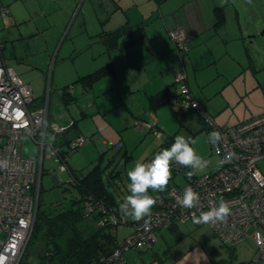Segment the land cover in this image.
Instances as JSON below:
<instances>
[{"label": "rangeland", "instance_id": "1", "mask_svg": "<svg viewBox=\"0 0 264 264\" xmlns=\"http://www.w3.org/2000/svg\"><path fill=\"white\" fill-rule=\"evenodd\" d=\"M3 1L10 3V16L16 19L8 27H4L0 21L4 65L31 87L32 108L37 103L44 104L51 100L53 109L49 114V129L52 117L54 119L65 111L57 94L64 87L70 90L74 102L67 108L80 131V135L71 138V141L77 142L76 139L82 137L83 142L73 152L67 148V165L84 172L95 164L103 167V182L112 191L118 209L130 195L128 171L136 163H148L163 149L170 148L177 135L195 141L191 146L208 161L207 168L193 176L201 177L216 170L219 157L211 149L208 141L210 133L204 122L195 119L175 101L171 106L165 103L149 109V100L142 86L145 84L147 89H154L151 92L156 93L173 81L172 69L178 63V53L170 40L169 45L164 44L162 28L166 34L169 29L164 26L162 18L169 20L174 28L175 17L182 16L173 7L179 0H172L168 5H160L161 2L156 0H113L124 6L133 5L132 13L139 9L145 17L131 22L136 39L134 44L110 51L107 55L96 34L114 29L119 17L125 21L121 13L113 16L110 22L103 21L109 15L107 0H76L75 3L68 1L65 4H60L59 0ZM192 1L201 6L204 3V0ZM137 2L138 6L135 4ZM213 2L223 8L225 21L219 28H205L192 39L200 51L196 56L199 67L194 70L195 67L186 64L183 73L185 76L187 73L192 91L196 92L214 123L231 126L264 113V0H251V3L247 0ZM225 38L226 43L223 42ZM190 49L193 47L190 46ZM213 50L216 51L215 56L211 54ZM109 64L108 72L84 91L79 78ZM157 70H160L158 75L165 72L171 76L161 88H154L152 72L156 74ZM142 73L149 78L148 82ZM134 83H139V92H131L130 87ZM173 109L178 113L174 114ZM131 112H135V115ZM138 116L142 119L136 118ZM136 121L155 123L161 136L156 137L150 128L136 130ZM62 127H66V130L57 135V141L69 136L66 132L70 125ZM169 138H172L170 143L161 148L160 145ZM69 142L64 145L65 148ZM56 145L62 147L57 142ZM45 152L48 153V149ZM21 154L24 157H39V146L24 135ZM188 171L191 169L176 171L172 162V175L167 187L184 185ZM68 180L69 175L59 169L55 156L44 157L39 196L41 204L49 207L60 202L68 207L72 198L79 197L78 190ZM156 193L160 192L154 193L149 189L150 195ZM124 218L126 221L134 220L127 215ZM176 226L178 229L171 233L163 231V238L153 244V250L161 258L176 255L195 245L204 248L215 264H243L255 255L256 247L249 239L230 248L221 244L206 224L186 221ZM130 228L123 225L118 229V242L131 236ZM159 230H156V239ZM27 249L29 251L31 246ZM27 253L24 261L26 259L28 264H36L34 256ZM127 254L130 264H136L137 260L144 259L150 253L146 251L139 256L134 252Z\"/></svg>", "mask_w": 264, "mask_h": 264}, {"label": "built area", "instance_id": "2", "mask_svg": "<svg viewBox=\"0 0 264 264\" xmlns=\"http://www.w3.org/2000/svg\"><path fill=\"white\" fill-rule=\"evenodd\" d=\"M9 15V8L0 0V21L5 27ZM189 34L181 27L169 32L181 53L188 49ZM2 47L0 43V264H21L36 217L44 157L60 156L61 147L56 146V137L66 127L51 124L48 128L47 101L31 107L34 101L32 89L4 65ZM173 76L182 108L195 119L202 120L209 133L217 131L221 134L218 144L210 143L212 151L219 157V164L214 172L188 177L184 185L169 186L164 192L157 193L150 218L139 221L131 236L118 244L105 264H126L125 253L155 244L157 229L171 228L179 222H193V213L198 216L201 211L218 206L220 199L229 205L230 215L225 221L206 224L212 234L230 248L249 239L256 252L252 260L243 264H264V113L231 126L216 125L203 104L189 91L183 69H174ZM154 125L136 121L134 128H150L156 137H160L159 129L151 128ZM24 135L39 146V157L22 156ZM76 141L70 140L64 148L66 158L69 150L73 152L79 147L83 138ZM220 161L225 162L221 164ZM59 169L65 171V164L59 163ZM174 169L178 170L175 162ZM188 187L200 196L198 206L193 209H183L176 204V198ZM89 207L86 203L85 208L89 210ZM108 219L116 229L124 224L121 215L119 218L111 215ZM145 219L150 220V231L144 228ZM105 220L101 219L99 224L103 225Z\"/></svg>", "mask_w": 264, "mask_h": 264}, {"label": "trees", "instance_id": "3", "mask_svg": "<svg viewBox=\"0 0 264 264\" xmlns=\"http://www.w3.org/2000/svg\"><path fill=\"white\" fill-rule=\"evenodd\" d=\"M156 1L160 3L163 0ZM212 13L214 17L213 27H221L225 21L223 8L214 7ZM131 29L132 27L125 23L113 30H102L96 36L104 46L105 53L108 54L110 51L124 49L134 43L135 40L131 37ZM174 29L168 30L167 34L178 53L180 69H183L184 59L189 53L190 41L188 42L187 51L181 53L178 46L169 37V32ZM109 66L110 64L81 76L79 79L83 89L85 91L89 90L96 79L108 72ZM185 80L187 83V78ZM61 91L59 97L61 103L64 106L71 103L73 98L66 94V88H62ZM148 100L149 109H154L165 103L171 106L174 101L179 103L180 96L177 84L172 81L171 85L150 96ZM40 105V103H37L35 107ZM173 113L177 114L178 112L173 109ZM153 127H156V124ZM171 139L169 138L163 142L160 147H165ZM58 141L57 143L62 147L59 151L60 156L56 159L59 163L65 164V171L69 175L68 183L78 190L79 197L72 198L68 207L62 206L60 202L46 207L41 204L38 198L35 221L25 245L21 264H28L26 259L24 261L26 252L34 256L36 264H105L108 256L120 243L116 238L118 229L110 223L108 216L114 215L119 218L121 215L124 220L123 225H131L132 232L139 221H126L123 213L118 209L112 191L108 190L103 182V167L95 164L86 172L68 167L64 149V145L67 144L68 140L63 137L62 141ZM179 169L186 170V167L180 165L178 166ZM156 194L153 195L154 198ZM86 203L90 205L89 210L85 208ZM103 218H106L105 223L100 225L99 221ZM175 227L169 228V230L173 232ZM29 246H31V249L28 251ZM152 246H143L128 252L146 253V251H150ZM127 253L123 257L125 263L130 264ZM154 254L156 253L154 252Z\"/></svg>", "mask_w": 264, "mask_h": 264}, {"label": "crops", "instance_id": "4", "mask_svg": "<svg viewBox=\"0 0 264 264\" xmlns=\"http://www.w3.org/2000/svg\"><path fill=\"white\" fill-rule=\"evenodd\" d=\"M68 1L71 2V3H75L76 2V0H59V3L60 4L61 3L65 4ZM107 1H108L107 3H109V6H108L107 9H108V13H109L110 16L106 15L103 18V21L109 20V22H110L111 18L113 16H115V15H118V13H121L120 16L121 17L123 16L125 18V21H123V19H120V17H119L118 18V23L116 24L115 28H117L120 25L125 24V23L128 24L129 26L133 27L131 25V22L133 20H136V19L143 20L144 17H145L144 12L143 11H139V9H137V11H135V13H132L133 11H131V10L134 8L133 5L130 6L128 4L127 6H124L123 4L116 3L113 0H107ZM170 1H172V0H163L160 3V5H168L170 3ZM1 2L5 6H8L10 4V3L4 2L3 0H1ZM213 3H214L213 0H204L203 6H201L197 2H194L192 0H179V1L175 2V4L173 5V7H176L182 13V16H183V17L182 16L180 17L178 15V16L175 17L174 28L182 27L187 32H189L190 33L189 35H191V40L189 42V48H190V46L193 47V49L189 50V53H188V56L186 57V59H184L183 66H182L183 70H184V67H185V70H186V64H191L192 67H195L194 70H197V68L199 67L197 65L198 61L196 60V56L200 53V51L197 50L198 48L196 49V46L192 43V41H193L192 39H194V37L198 33H200L203 30H205V28L209 29V28L213 27L214 17H213L212 10H213L214 7H219L218 5H214ZM135 4H136V6L139 5L138 2L135 3ZM202 12L205 15H203ZM10 15L7 18L8 25L6 27H8L10 25H13V23L16 21V19L12 18V16H10ZM14 17H15V15H14ZM162 22L165 23L164 26H166L169 30L173 29V27L171 26L169 20H165L164 18H162ZM21 24L22 23H20V25ZM3 26H4V24H3ZM108 30H113V29H108ZM132 30L133 29H131V37H132V39H135L134 36H133V31ZM162 34L165 35L164 44H166V46L169 45V39H167V34H166V32L164 31L163 28H162L161 35ZM203 35H205V34H203ZM162 39H163V37H162ZM162 39H161V42L163 43ZM223 42H225V43L227 42L226 38H225V40ZM104 53H105V51H104ZM211 54H212V56H215L216 51L213 50L211 52ZM177 57L179 59L178 55H177ZM175 64H176L175 65L176 67H174L172 69V71H173L172 74H174V69H180L181 68L180 64H179V61H178V63L176 62ZM158 72L160 73V70H157V73H156L157 75L154 72H152V78L155 81L154 88H161L167 82H169V80L171 78L170 74H168V73L166 74L164 72V74L161 73V75H158L159 74ZM148 74L150 75V73H148ZM186 76H187V73H186ZM142 77L145 79L146 82H148L149 78L146 76V74L142 73ZM168 85H171V81L168 84H166L165 86H168ZM187 85L189 87V90H190L192 96L197 101H199L201 103V101L198 99V95H196V92L192 91L191 84L188 81V76H187ZM142 86L144 88L143 90L145 91V96L148 97V98L150 96L156 94L160 90H162V89H158V91L156 93H153L151 91H154V89H147L145 84H143ZM130 90H131V92H133V91H138L139 92L141 90L139 83H134L133 85H131ZM66 94L69 95L70 97H72L73 101L71 103H69V104L64 106L61 103V101L59 100V98H58L59 103L64 107L65 111L63 113L57 114L58 116L56 118H54V119L52 117L51 124H55V125H58V126H67L70 122H72V125L70 126V128L66 132L69 135L68 138H66V139L67 140H71V138H73V137H75L77 135H80V131L78 129V123H76L75 118H73L72 115H70V113L68 112V108H67L68 105H70V104H72L74 102V97L68 91H66ZM57 95L60 97L59 93ZM52 106H51V100L47 101L48 119L50 118L49 114H50V112H52V109H53ZM203 106H204V104H203ZM204 109H205V107H204ZM131 113H132V115H135V112H131ZM206 113L208 114V112H206ZM83 115H85V113ZM208 115L211 116L210 114H208ZM136 118H139V119L141 118L142 119V117H140V116H138ZM211 118H213V117L211 116ZM59 121H61L62 124H60L61 122H59ZM144 129L145 128L136 129V130H144ZM114 130H116V129H114ZM72 169L78 170L76 168H72ZM129 227H131V225H128V228ZM177 229H178V226L175 227V230H177ZM130 230H131V228H130ZM163 231H169L171 233L169 228L168 229L161 228L157 232V234H158L157 241H159V240H161V238H163ZM148 252L150 254L148 256L144 257V259L137 260L136 264H215V262L213 261L212 256L204 248H200L199 245H195L193 247H188V249H185V251H183V252L177 253L176 255H170V256L164 257V258H161L158 255V253L153 250V246L150 249V251H148ZM153 252H155L156 254H154V255L152 254L151 255V253H153ZM136 255L139 256V253L136 254Z\"/></svg>", "mask_w": 264, "mask_h": 264}, {"label": "clouds", "instance_id": "5", "mask_svg": "<svg viewBox=\"0 0 264 264\" xmlns=\"http://www.w3.org/2000/svg\"><path fill=\"white\" fill-rule=\"evenodd\" d=\"M251 3V0H247ZM221 134L212 131L208 136V141L216 145L221 141ZM195 141L181 135L175 137L174 143L170 148L163 149L159 154L148 163L138 162L134 168L128 171L127 176L130 180L128 195L120 204V211L136 221L145 217L150 218L152 208L157 200L149 194L152 192H164L167 189L171 179V164L175 162L178 165L190 168L186 175L191 178L200 172H203L208 161L198 155L191 146ZM230 157H226L228 159ZM225 161H220L223 164ZM200 196L191 187L186 188L181 196L176 198V204L183 209H193L199 204ZM230 215L229 205L220 199L218 206L212 207L208 211H201L197 216L193 213L192 219L195 224H209L218 221H225ZM144 228L150 231V220L145 219Z\"/></svg>", "mask_w": 264, "mask_h": 264}]
</instances>
